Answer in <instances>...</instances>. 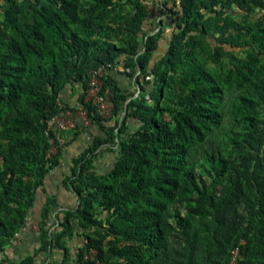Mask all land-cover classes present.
<instances>
[{
	"label": "trees",
	"instance_id": "trees-1",
	"mask_svg": "<svg viewBox=\"0 0 264 264\" xmlns=\"http://www.w3.org/2000/svg\"><path fill=\"white\" fill-rule=\"evenodd\" d=\"M176 6L180 33L149 68L161 32L143 30L145 0H0V251L24 225L37 190L47 194L45 177L59 164L61 146L48 121L80 108L90 143L73 160L71 183H62L81 202L62 210V232L41 234V250H63L54 264H229L235 249L236 264H264V15L248 24L234 18L235 11L247 19L264 10V0ZM226 46L246 47L245 55ZM223 58V73L205 67ZM120 61L124 72L108 68ZM96 65L103 67L100 93H108L110 116L121 120L110 127L86 99ZM136 71L143 78H136L135 97ZM69 83L81 84L78 108L63 105ZM127 121L138 128L129 132ZM230 125L239 139L229 137ZM223 136L234 146L231 162L221 152ZM116 139L113 167L96 174L90 158ZM203 159L218 160L213 188L196 182ZM55 202L46 196L43 223ZM72 218L84 237L75 263L54 245L72 235Z\"/></svg>",
	"mask_w": 264,
	"mask_h": 264
},
{
	"label": "rangeland",
	"instance_id": "rangeland-1",
	"mask_svg": "<svg viewBox=\"0 0 264 264\" xmlns=\"http://www.w3.org/2000/svg\"><path fill=\"white\" fill-rule=\"evenodd\" d=\"M21 1V0H19ZM87 1V0H84ZM148 5L149 17L144 23V31L153 30L154 32H161V39L158 41L157 49L153 52L150 60L149 68L152 64L162 57L169 48L170 42L175 34L180 33V30L176 27V17L172 12L179 9L178 6L174 7V3L178 0H145ZM264 15V10L256 9L255 11L248 14L247 19H244V13L240 11H235L234 18L240 22L251 23L255 22L257 19ZM0 20L2 16L0 15ZM211 46H215L213 40L209 41ZM233 50L239 56L245 55V49L243 48H229ZM259 57L264 63V47L260 49ZM228 64L226 59H222L217 64L207 63L206 68L213 74L218 75L223 73L227 68ZM99 65L92 67L88 74L89 78L87 83L89 84L93 79L96 80L100 86L101 82L97 76L94 74L97 72ZM127 72H132L130 68H126ZM124 72L123 62L115 67L113 72ZM132 78V89L136 91L135 97L140 92V87L136 84V78L142 80L143 75L139 74L138 71L134 72ZM153 78H151L152 80ZM90 86V85H89ZM152 82L145 86V95L148 97V93L152 90ZM66 96L61 98L63 100V105H67L69 108H78L77 98L82 93V88L80 83H69L65 90ZM62 92V93H63ZM93 98L91 89L89 87L86 96L87 100ZM149 102H151L149 100ZM15 114V112H13ZM108 121L105 123L107 127L113 126L118 117H111L110 114L106 117ZM65 124L68 126L66 130L56 132L58 137V143L61 146V153L59 155V164L55 167L46 177L44 181V187L46 193H42L39 189L35 195V202L33 206L27 210L25 215L24 225L14 234V236L8 241V243L0 251V262L1 264H18L24 258H31L34 264H54L59 262L63 258V250L58 247L53 246L48 250H41V234L43 231H53L54 233H60L63 230L62 221L63 214L62 210L65 208H75L81 202V200L70 190L66 189L63 185V180L65 179L68 183L74 178V173L77 171V166L74 164V159H77L80 154L88 147L90 143V123L84 113L80 111L66 110L64 116ZM121 121V120H120ZM127 130L129 132H134L137 128V124H132L127 121ZM228 134L232 139H239L238 132L232 125L229 126ZM77 134V135H76ZM229 137H222L221 152L223 157L231 162L236 159L235 151L233 145L229 142ZM71 142V143H68ZM116 144L113 147H108L105 153H99L90 158L91 162L89 168L93 170L98 175L106 174L114 165L116 158L118 157L120 143L116 139ZM56 154V148L53 146L47 155L51 158ZM218 160L207 161L205 159L201 160L199 165H196L194 172L196 174V182L199 186L206 185L207 187L213 188L216 177V173L219 170ZM218 169V170H217ZM218 180V179H216ZM52 196L55 198V205L51 207L50 218L43 223L41 221V210L44 204L46 196ZM198 200V197H196ZM181 216H187L186 211H181ZM103 217V216H102ZM76 219H71V224L73 227L72 235L60 236L54 245L65 247L68 249L70 254V261L75 263L77 260L76 253L78 249L84 244V237L81 235V230L77 227ZM174 225L175 222L171 221ZM175 226V225H174ZM47 240V239H46ZM94 254V252H92Z\"/></svg>",
	"mask_w": 264,
	"mask_h": 264
},
{
	"label": "built area",
	"instance_id": "built-area-1",
	"mask_svg": "<svg viewBox=\"0 0 264 264\" xmlns=\"http://www.w3.org/2000/svg\"><path fill=\"white\" fill-rule=\"evenodd\" d=\"M108 68H110L111 70L115 69L114 67H112L110 65H108ZM102 70H103V67L99 65L97 72L96 71L94 72V74H98V75L94 76V77L99 78V76H101V74H102ZM89 85H90L91 93L93 95L91 102L96 107L97 113L100 116L106 118L110 114L111 108H112V104L110 102L108 93L101 94L100 93L101 86L94 79L89 83ZM78 111L85 114V112L83 110H81L80 108L78 109ZM65 114H66V111L61 113L58 116L51 118L48 121V124L52 130H56V131L60 132V131L67 129L68 126L65 124V121L63 119ZM85 116H86V114H85ZM87 121L89 122L88 119H87ZM237 258H238V249H235L232 251V256H231L229 264H236Z\"/></svg>",
	"mask_w": 264,
	"mask_h": 264
},
{
	"label": "crops",
	"instance_id": "crops-1",
	"mask_svg": "<svg viewBox=\"0 0 264 264\" xmlns=\"http://www.w3.org/2000/svg\"><path fill=\"white\" fill-rule=\"evenodd\" d=\"M62 95H63L62 97H64V96H66V93L63 92Z\"/></svg>",
	"mask_w": 264,
	"mask_h": 264
}]
</instances>
